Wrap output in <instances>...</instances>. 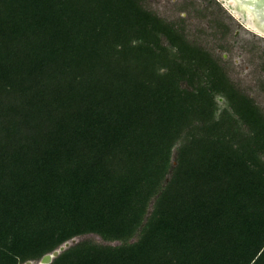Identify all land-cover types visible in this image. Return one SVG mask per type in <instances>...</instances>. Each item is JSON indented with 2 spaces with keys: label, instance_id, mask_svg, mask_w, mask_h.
Wrapping results in <instances>:
<instances>
[{
  "label": "trees",
  "instance_id": "trees-1",
  "mask_svg": "<svg viewBox=\"0 0 264 264\" xmlns=\"http://www.w3.org/2000/svg\"><path fill=\"white\" fill-rule=\"evenodd\" d=\"M73 240L50 264H264V109L145 0H0V264Z\"/></svg>",
  "mask_w": 264,
  "mask_h": 264
},
{
  "label": "rangeland",
  "instance_id": "rangeland-1",
  "mask_svg": "<svg viewBox=\"0 0 264 264\" xmlns=\"http://www.w3.org/2000/svg\"><path fill=\"white\" fill-rule=\"evenodd\" d=\"M145 6L185 28L190 40L221 58L231 79L264 109L262 33H254L215 0H145Z\"/></svg>",
  "mask_w": 264,
  "mask_h": 264
},
{
  "label": "flooded vegetation",
  "instance_id": "flooded-vegetation-1",
  "mask_svg": "<svg viewBox=\"0 0 264 264\" xmlns=\"http://www.w3.org/2000/svg\"><path fill=\"white\" fill-rule=\"evenodd\" d=\"M217 3L221 5V7L226 10L231 16L238 15L241 18L242 22H247L251 29H253L254 33L259 32L262 33L260 35H264V29H262L263 25L260 26V21L258 17L250 13L248 10L257 9L264 10V0H215ZM235 15V16H236ZM239 18V19H240ZM258 24H260L258 26ZM264 28V27H263Z\"/></svg>",
  "mask_w": 264,
  "mask_h": 264
},
{
  "label": "water",
  "instance_id": "water-1",
  "mask_svg": "<svg viewBox=\"0 0 264 264\" xmlns=\"http://www.w3.org/2000/svg\"><path fill=\"white\" fill-rule=\"evenodd\" d=\"M250 13H252L255 18L258 17L260 24H258V26H262L264 27V10H257V9H249L248 10ZM262 27V29H264ZM76 243V240H73L72 243L71 242H67L65 243L63 246H61L58 250H55L53 253L51 254H47L45 255L41 261L38 264H50L54 258L58 257L60 255L61 252H63L65 249L69 248L71 246V244ZM25 264H34L32 262H27Z\"/></svg>",
  "mask_w": 264,
  "mask_h": 264
}]
</instances>
